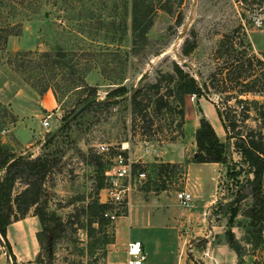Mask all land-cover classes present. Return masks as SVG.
<instances>
[{
	"label": "rangeland",
	"instance_id": "obj_1",
	"mask_svg": "<svg viewBox=\"0 0 264 264\" xmlns=\"http://www.w3.org/2000/svg\"><path fill=\"white\" fill-rule=\"evenodd\" d=\"M125 2L84 0L58 7L45 4L37 14L22 18L21 33L8 38L1 55L0 141L16 154L32 158L40 156L48 163L42 206L47 217L53 218L47 222L49 227L57 226L54 231L42 234L41 249L33 236L36 255H41L42 264H126L123 246L113 245V242L114 220L125 209L127 211V207L109 204L106 209L115 216L112 219L94 215V207L89 209V205L93 206L98 200L104 202L106 196V185L101 189L98 186L104 184L101 173L109 159L108 155L97 154L98 144H105L110 155L116 148H126L127 154L136 162L135 167L146 172V180L137 189L148 186L155 191L164 181L165 188L174 195L179 190L190 191L193 198L189 208L197 211L195 216L200 220L204 219V227L200 228V223L193 235L198 234L196 245L204 249L210 240L216 243L222 237L225 241L230 202L239 189L237 181L243 182L247 176L251 177L233 140L226 141L222 125L214 119L216 108L223 110L230 106L234 109L231 119L237 125L235 130L244 134L252 129L264 138V0H169V11L156 3L151 11L153 22L147 32L148 43L137 46V55L128 54L127 58L126 52L131 51V31L129 18H124ZM239 24L245 30L249 52L259 60L254 61L250 78L254 91L239 94L210 88L206 96H187L184 137L175 140L182 143L186 158L167 176L158 178L156 164L159 161L151 160L155 149L168 142L165 138L169 132L175 131L178 118L173 111H164L156 118L151 130H157L152 136L142 134V123L131 126L128 99L87 108L88 104L83 112L77 113L85 92L77 93L68 85L79 75L88 86L96 87L100 101L106 99L110 89L119 85L113 82H122L128 88V98L142 74H146L143 82H154L159 70H170L172 61L198 80H205L221 65L222 59H216L213 53L217 41ZM185 39L195 42V48L188 55L181 52ZM23 50L74 51L79 68L74 74L63 68L65 74L56 75L45 91L51 92L55 100V106L48 113L52 112L48 119L53 122L51 127L48 125L44 129L38 119L27 114L13 132V122H9L12 119L9 113L13 114L9 100L24 106L22 101L27 96L23 94H34L38 99L37 96L45 93L40 94L39 88L32 86L7 63L15 52ZM4 82L7 84L3 85ZM76 108L78 110L69 117ZM46 116L44 114L42 118ZM202 116L216 126L219 139L226 144V163L193 162L192 154L196 152L193 120ZM14 118L17 119L15 115ZM63 118H68V125L59 130ZM29 141L31 144L27 145ZM20 188L21 184L17 183L16 190ZM241 190L246 193V189ZM250 204L251 199L247 196L235 203L238 212L231 229L243 246L240 264H264V230L258 241H248L245 233L250 221L246 210ZM29 216H34L32 210L25 217ZM35 218L39 231L41 226L37 216ZM0 258L2 264H17L16 257L1 237Z\"/></svg>",
	"mask_w": 264,
	"mask_h": 264
},
{
	"label": "trees",
	"instance_id": "obj_2",
	"mask_svg": "<svg viewBox=\"0 0 264 264\" xmlns=\"http://www.w3.org/2000/svg\"><path fill=\"white\" fill-rule=\"evenodd\" d=\"M82 2L84 0H0V61L2 52L5 51L8 38L12 35L21 33L22 18H28L37 14L43 5L49 4L52 7L71 5L73 2ZM105 1V0H102ZM124 5V18H129V28L131 31V51L128 54L137 55L136 47L147 44L148 29L152 25L151 11L155 4L165 11L168 10L169 0H126ZM124 32H127V25L124 21ZM140 43V45H138ZM248 43H245V30L243 26L232 28L221 35L214 49L216 59H222L221 65L212 71L209 76L200 81L192 74L186 71L180 64L172 61L170 70L158 71L154 82H143L146 74H142L139 84L131 90L129 97L126 94L128 88L121 84L122 82L106 93V99L98 100L96 96L97 89L94 86H88L82 76H77L74 82H71L70 90L77 93L85 92V97L79 103L83 106L89 103L87 108L97 105L116 104L119 100L128 99L130 103L131 126L135 127L137 122L142 123V134L153 135L157 129L151 130L152 125L159 115L164 111H173L178 118L175 124V131L171 130L165 138L168 142H174L178 137H184V105L186 97L189 95L206 96L208 90L215 89L218 92L235 91L239 94H246L254 91L253 64L259 61L258 58L249 52ZM195 48V42L185 39L182 44V54L188 55ZM73 52L63 50L40 51V50H23L17 51L12 55L7 63L10 64L14 71L24 76L25 80L32 86L39 88V93L45 92L51 80L58 74L63 76V68L69 69L70 74H74L79 68V59L74 57ZM158 52L155 53V55ZM71 69V70H70ZM44 73H48L45 75ZM218 77V78H217ZM67 86V85H66ZM95 99H97L95 101ZM109 99V100H107ZM78 106V108H80ZM243 108V106L241 105ZM72 110L71 117L77 110ZM234 109L225 106L223 110L216 108L217 116L226 134V141L233 140V145L241 154L243 162L246 163L247 176L243 182L237 181L238 190L235 197L231 200L229 208L228 227L224 231L227 245L237 255V264H240V257L243 255V246L234 235L231 227L234 218L237 215L238 207L235 203L240 202L244 197H250L251 204L246 210L250 221L245 230L247 240L257 241L263 237L264 230V138L259 132L248 130L244 134L236 129V123L233 122ZM83 112V111H81ZM14 122V115L9 113ZM68 117V118H69ZM68 118H63V122L58 128L64 129L68 123ZM67 123V124H66ZM50 139V138H49ZM196 153L193 157L195 163H226L227 152L226 144L222 142L212 124L204 116L199 118V126L194 132ZM119 152V148L114 149L110 155L109 148L106 153L98 154L108 155V165L103 167L102 179L104 184L98 187L100 189L106 185L104 178V169L110 164V159ZM127 154L126 151H122ZM110 155V156H109ZM48 163L40 156L29 157L16 154L11 148L0 141V236L9 247L6 239L9 225L15 221L23 219L31 210L34 216H37L40 223V230L36 232V239L40 249L42 248V234L46 231H54L55 226L51 229L47 222L53 220L48 218L42 206L44 196V180L48 171ZM135 166V164H134ZM178 163L159 162L156 164L157 176L162 178L167 176L169 171L175 170ZM138 168V167H137ZM240 172V171H239ZM233 175H236L233 174ZM20 183L21 188L16 190V184ZM166 185L164 181L155 189L163 190ZM241 189H246L243 194ZM143 190H151L148 186ZM109 206L105 202H95L89 209L94 207V215L100 214ZM126 213V209L122 214ZM91 217L92 214L90 213ZM107 219V218H106ZM54 229V230H53ZM53 235H56L53 233ZM251 235V237L249 236ZM12 254V253H11ZM36 264H42L41 255L38 253L34 259Z\"/></svg>",
	"mask_w": 264,
	"mask_h": 264
},
{
	"label": "crops",
	"instance_id": "obj_3",
	"mask_svg": "<svg viewBox=\"0 0 264 264\" xmlns=\"http://www.w3.org/2000/svg\"><path fill=\"white\" fill-rule=\"evenodd\" d=\"M6 84L7 82L3 83V85ZM23 95L27 96L22 101L25 102L24 106H21L18 101L9 100L13 114L17 117L11 125L13 132L17 125L23 123V118L27 114L38 119L42 126V116L44 114L51 116L52 112L48 113L55 106V100L49 91L42 96H37L38 99H35L34 94L25 93ZM215 118L219 120L216 111ZM193 121H195V132L199 126V118ZM52 123L49 121L48 125L51 127ZM212 126L218 133L216 126L214 124ZM26 144H31V141ZM155 151L151 161L180 163L186 158V150L180 141L163 143ZM195 153L193 152L192 155L194 156ZM191 205L181 206L171 190L135 189L130 195L126 213L114 220L113 245L123 246L126 254L128 242L134 239L140 240L145 254L143 264H237V255L222 237L216 243L208 241L204 249L196 245L195 237L198 234L193 235V232L199 229L200 223V228L204 227V219L200 220L195 216L197 211L190 210ZM37 229L38 222L35 216L24 217L9 225L6 239L11 253L16 257L17 264H36L34 256L37 250L33 236L36 237ZM205 250L209 252V257L202 256ZM2 262L1 259L0 264Z\"/></svg>",
	"mask_w": 264,
	"mask_h": 264
},
{
	"label": "built area",
	"instance_id": "obj_4",
	"mask_svg": "<svg viewBox=\"0 0 264 264\" xmlns=\"http://www.w3.org/2000/svg\"><path fill=\"white\" fill-rule=\"evenodd\" d=\"M49 118L50 115H47L42 120V126H48ZM96 149L98 154H103L107 152L108 147L105 144H98ZM125 149L124 147L119 148V152L110 159V164L104 171L106 182V187L104 188L106 191L104 202L113 205L122 204L127 207L131 193L146 180V172L142 168L135 167L134 164L136 162L133 161L128 154L125 155L122 153ZM175 196L181 206L191 205L193 195L190 191L179 190L176 192ZM103 217L112 219L115 216L109 213L108 210H105L103 212ZM202 256L209 257L210 254L205 250ZM144 260L145 254L143 252L142 242L138 239L128 242L125 263L143 264Z\"/></svg>",
	"mask_w": 264,
	"mask_h": 264
},
{
	"label": "water",
	"instance_id": "obj_5",
	"mask_svg": "<svg viewBox=\"0 0 264 264\" xmlns=\"http://www.w3.org/2000/svg\"><path fill=\"white\" fill-rule=\"evenodd\" d=\"M95 101H96V99H95ZM89 103H86L85 105H83L78 111H77V113H79L80 111H82L87 105H88Z\"/></svg>",
	"mask_w": 264,
	"mask_h": 264
}]
</instances>
